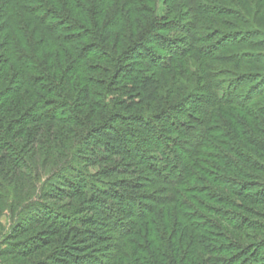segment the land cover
<instances>
[{"label": "trees", "instance_id": "1", "mask_svg": "<svg viewBox=\"0 0 264 264\" xmlns=\"http://www.w3.org/2000/svg\"><path fill=\"white\" fill-rule=\"evenodd\" d=\"M14 1L0 0V30L12 25L31 40L12 42L10 32L0 44V215L9 209L14 220L0 264H264V235L242 242L223 232L225 243L207 245L201 213L191 202H205L233 229L264 231L260 221L234 209L262 213L219 192L205 198L202 187H194L204 186L199 170L209 163L202 157L215 158L207 148L221 153L219 161L236 174H213V185L264 206V178L238 171L224 154L245 158L243 142L263 150L264 106L250 125L236 109L246 113L254 100H264V41L250 43L264 34L260 26L213 41L219 33L211 30L224 8L216 0H163V15L162 0ZM256 5L262 8L264 0ZM31 20L40 33L30 32ZM67 24L76 32L62 34ZM177 33L187 39L171 37ZM45 38L58 49L46 58L58 76L48 75L36 52ZM248 43L263 51L230 54L236 68L247 66L229 82L218 80L208 61ZM195 51L206 60L207 83L175 86L177 75L167 70ZM48 80L52 85L43 83ZM222 111L232 117L241 142L231 141L236 137L228 121L220 128L210 121L223 120ZM181 116L193 124L176 127ZM171 127L193 138L187 157L168 146V137L180 141L170 137ZM207 187L208 193L214 189Z\"/></svg>", "mask_w": 264, "mask_h": 264}, {"label": "rangeland", "instance_id": "2", "mask_svg": "<svg viewBox=\"0 0 264 264\" xmlns=\"http://www.w3.org/2000/svg\"><path fill=\"white\" fill-rule=\"evenodd\" d=\"M216 1H217L216 5H220L224 8L222 9V11L219 14V15H221V16H219L220 23L217 24L216 28L211 30L212 32L217 31L219 33L218 36L213 41H216V39H219L221 36L227 37L228 35L225 33H229L231 31H235V30H243V31H246L247 33H251L254 30V29L252 30V28H254V26L251 25L253 23H256L257 25H259L261 28L260 30L264 32V6L262 8H259V6L256 5L257 0H216ZM13 3H14V5H16V3H19V2H17V0H15ZM3 6L6 7V4H3ZM254 6H256L257 8L255 9ZM5 7H3L1 10L6 15V13L9 14V12H6ZM165 7L166 6H165V4H163V0L160 1L159 2V14L160 15H163V13L165 12ZM21 13H23V10L19 7L18 8V18L22 17L19 15ZM19 20H21V19H19ZM10 22L12 24L15 23V21H10ZM31 22H32L31 23L32 26L29 25L30 32L31 33L32 32L38 33L39 32L38 29L34 30V25L36 23V20L34 22L31 20ZM5 30L4 29L0 30V37H1L0 38V44L1 45H3V43L6 44L5 42H3V37H6V35H8L10 32H11V39L10 40L12 42L17 41L21 45H24V43L26 41L31 40L30 39L31 37H29L27 31H23V30L20 31V29H15V26L10 25V27H8V29L6 31ZM211 31L208 30L206 32H211ZM75 32L76 31L73 30V27L67 24V26H64L63 32H61V33L65 34V35H70V34L75 33ZM174 35L175 36L172 35L171 37L178 38V39H180V41H183V42L187 39V36L185 34L177 33ZM252 36H254V35L252 34ZM250 41H252V42H250L251 44H255V42H253V41L262 42V41H264V34H260V35L255 34V36L252 37V39ZM250 43H248V45H246V44L241 45L240 44V45L234 46L232 48H228L224 51L219 52L218 54H215L214 57L208 61L209 66H211V71H213V73H215V75L218 76V80H222L224 82H229L232 79H235L239 74H242V71L247 66V65H245L243 70H242L243 66H241V69L236 68L234 66V64H232L231 61H229V58H226L230 54H238V53L243 54V53H247L249 51H252V52H259V51L262 52L263 51V50H260L258 48H253L255 46H251ZM197 45L202 46V45H206V44L197 43ZM216 45H220V43L218 42V44L216 43ZM182 46L188 48L185 44H183ZM6 48H8V46ZM36 48H37L36 52L44 59V62H46L45 68L47 70L48 75L55 74L56 76H58L59 75L58 74L59 68L56 69V72H54L52 74L49 70V67H52L51 66L52 62L46 61V58H48L50 56V53L54 49H56V50H58V49L55 48L54 46H52L51 42L46 38L44 40H42V42L38 46H36ZM64 53H65V51H64ZM57 55L58 54L56 53V56ZM66 59H67V62H65V63L60 62V67H63L66 63H68L69 57L66 56ZM44 62L42 61V63H44ZM95 63H97V62L95 61ZM205 63H206L205 58L202 57L198 51H195L192 54L186 55V57L177 60L174 63V65L169 70H167V74L169 75V73L170 74L172 73V75H170V76L173 77L174 74L176 73L175 75H177V76H175V77L177 79V82L174 84L177 87H179V85H182V83H186L187 85H189V87L193 88V86H195L194 83L192 84L193 80H197L198 85H204V83H207L206 81L204 82L202 80L203 79L202 75L204 73H206V70H203V69H205L204 68ZM103 65H106V64L103 63ZM90 74L101 75V76H98L99 78L104 77L103 74H99L96 72H91ZM51 77H53V76H51ZM196 78H198V79H196ZM50 80H48L47 82H43V83L45 85L50 86V85H52V82ZM55 83L57 84L58 82H55ZM59 86H60V88L62 87L61 85H59ZM76 86L78 87V88L76 87L77 91H80L81 83L78 82ZM168 93H169V91H168ZM111 97H113V96H110V98ZM256 103H259L260 105L257 106ZM251 106H253V107H250V105L247 107L249 110L246 113L245 112L241 113V111H240L241 108L239 109V107L236 108L235 106H232V107L237 109L240 117L245 119L248 122V125H250V123L253 124V118L252 117L255 118L256 116L257 117L262 116L261 109L264 106L263 98H259L258 100H254V102H252ZM257 110H260V111L256 112ZM221 113L223 114L222 115L223 120H213V118H212V119H210L212 124L214 123L216 128H220L221 127L220 125L222 124V122L228 121L226 123L231 124V126L229 127V129H230L229 133L233 134L236 137V140L232 138L231 141L234 143H235V141L241 142V138H239L237 136L240 133L236 132L237 127L234 126V122H233L232 117H229V115H227L223 111ZM199 117L206 119L201 115H199ZM182 121H185V122L188 121V123L193 124V121H191L189 118H187L186 116H181L180 121H177V123H176V127H178L179 124H182L181 123ZM162 126H163V128L169 127V122H168V125L163 124ZM179 127H181V126H179ZM173 128L174 127H171V131H173V133L169 134L170 137L178 138V139H180V141L172 142L171 138H169L167 136L168 137V143H169L168 146L172 147L170 149H173V151L175 153H178L183 157H187L189 155V153L187 152L186 149H190L189 148L190 147L189 141H191L192 137H190V136L186 137V136L178 135V133H176V130ZM258 135H260V134H258ZM261 137H263V136H261ZM185 139L188 140V142H183ZM192 140H193V138H192ZM246 145L243 142V143H241V146H240L242 149V150H240L241 154H244L246 156L245 158H241V157L237 156L236 154L230 153L229 151L224 152V154L226 153L225 155L229 156L228 158H231L232 163L234 165H236V167H237L236 169H238V171L239 170L247 171L248 173H250L251 177H255L258 179L264 178V146H263V150L259 151L258 148H255L252 146H246ZM203 151H208L210 153L212 152L213 153L212 155H214L215 158H211V156H203L202 157L203 159L208 161L207 163H209L207 165L205 164L206 165L205 166L206 168L204 169L205 171L203 169L199 170V174L202 175V177H203L204 186L200 183L195 182L194 187H195V185H200L202 187L201 189L203 191H205V193H206V197L204 196L205 198L211 197V196L213 197V194H217V192H219L222 195H225L227 197H230L232 199H235V200L241 202L242 204L246 205L247 207H252L258 213H262L261 215L259 214L260 217L253 216L249 213H245V210H239L240 208L234 209V211L239 212L243 215H246V217H250V219H253V220L255 219V221L257 220V222L260 221L261 225H263V227H264V206L263 205L253 204L249 200L247 201L241 197L235 196L233 194V192H229V191H226L224 189L216 188L213 185V183L211 181L213 179V176H214L213 174H215L216 177L222 171H225L227 173H231L233 175H236V174H234V172H232V171H229V169L226 168L225 166H223L221 161H219L218 156H221V153H219L217 151H213V150H208L207 148H205ZM153 157L157 158V157H160V155H159V153L158 154L156 153L153 155ZM223 159L225 160L224 157H223ZM244 159H246V160H244ZM154 160L156 163H159L157 159H154ZM233 160L235 162H233ZM255 161H257L258 162L257 164H259V165L254 164ZM213 163H214V165H213ZM164 165L165 166H162V167H166V164H164ZM201 165H202V163H201ZM168 166H169L168 172L174 171L173 166L167 165V167ZM91 169L95 170L96 168H91ZM211 175H213V176H211ZM244 178H247V177H244ZM222 180L224 181L225 179H222ZM42 182H41V184H42ZM225 183H228L227 179L225 180ZM207 185L212 186L211 188H214V189H212V192L208 193ZM250 191H253V190H250ZM197 195L199 196L200 194H197ZM199 197L204 198L201 195ZM205 200L207 201L206 203L208 205L209 204L211 205L209 200H207V199H205ZM191 202H192V204L195 205L194 207H192V209L194 208L195 210H197L196 212L201 213L200 217H198L199 218L198 222L201 223V226H202L201 230L206 235L205 237L207 240L206 241L207 245L215 246V245L225 243L226 242V241H224L225 237H223L224 233L229 234V236L227 235L229 240H232L233 235H239L242 237V240H241L242 242L249 241V238L252 236L260 237V236L264 235V231L263 232L262 231L257 232V230H254V228H249V229L244 230V231L233 229L231 226L232 225L231 223L229 225L228 224L229 222H227L224 219L221 220V218H219L220 216H218V214H216L217 215L216 216L214 214V212L207 211L205 209L207 207L205 205V202H203V205H200V206L197 205L193 201H191ZM12 216H13V214H12L11 210H9V209H4L2 214L0 215V250L5 247L4 241H5L6 234L11 232L13 229L14 220H13ZM112 243L115 244V241H113ZM105 253H106L105 254L106 256H109L110 254H114L115 252H105ZM98 255H99L98 257L103 258L104 261L107 260V259H105L106 257L104 256V254H98ZM204 258L206 259V258H208V256L204 255ZM213 259H216V256Z\"/></svg>", "mask_w": 264, "mask_h": 264}]
</instances>
